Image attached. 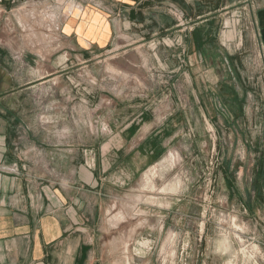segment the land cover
Returning <instances> with one entry per match:
<instances>
[{
    "label": "crops",
    "instance_id": "obj_1",
    "mask_svg": "<svg viewBox=\"0 0 264 264\" xmlns=\"http://www.w3.org/2000/svg\"><path fill=\"white\" fill-rule=\"evenodd\" d=\"M57 43L63 57L60 64L70 70L73 65L84 66L86 73L106 59L123 58L135 66L137 62L129 60L135 54L147 67L148 59L154 58L161 70L174 74L164 82L171 98L185 93L182 99L201 110L204 124L214 121L233 134L232 148L245 137L246 151L254 152L250 154L254 190L248 189L249 199H258L262 181L257 175L264 171V108L249 112L218 107L210 116L202 106L205 96L216 99L217 88L227 87L229 77L210 82L195 78V73L223 71L230 73V82H236L242 68L249 70L256 46L262 63L256 87L261 83L264 98V0H5L0 4V264L108 262L96 234L101 226L94 223L90 195L57 188L55 181L47 187L42 176L30 171L35 160L30 154L39 151V143L31 144L29 131L18 142L17 128L25 120L21 117L24 92L52 83L48 77L57 71ZM40 63L45 70L37 69ZM44 72L48 77L42 78ZM236 88L229 85L231 101L244 105L247 95L241 96ZM150 95L141 100L104 94L100 99V149L86 150L91 188L136 184L149 167L166 157L175 140L186 136L193 119L189 109L174 103L153 113ZM241 163L233 158L228 170L221 166V180L238 187V179L246 174ZM74 177L84 182L78 167Z\"/></svg>",
    "mask_w": 264,
    "mask_h": 264
},
{
    "label": "rangeland",
    "instance_id": "obj_2",
    "mask_svg": "<svg viewBox=\"0 0 264 264\" xmlns=\"http://www.w3.org/2000/svg\"><path fill=\"white\" fill-rule=\"evenodd\" d=\"M4 1L0 0V4ZM2 23L6 25V18ZM16 29L19 30L18 25ZM59 44L57 71H52L50 77L41 73L42 78L48 77L52 83L24 92L26 103L21 117L25 120H20L17 128L18 142L29 131L31 144L39 143V151L30 154L35 159L30 171L42 176L47 187L55 181L57 188L90 195L88 202L95 209L94 223L101 226L96 234L106 264H264V171L257 175L263 182L259 183L261 193L258 199L251 200L248 189L254 190L251 184L254 168L250 154L254 152L246 151L245 137H240L239 145L236 143L232 148L233 134L214 121L207 120L204 124L200 109L192 101L187 105L182 99L185 93H179L176 99L173 95L172 102L164 82L174 74L161 70L154 58L148 59L147 67L135 54L129 56V60L137 62L135 66L123 58L106 59L86 73L84 66L73 65L70 70L67 64H60L63 57L58 51ZM252 51L249 70L242 68L236 82H230V73L223 71L195 73V78L203 77L210 82L229 77L227 87L217 88L216 99L205 96L202 106L207 114L213 116L218 107L222 111H239L241 107L249 112L263 111L261 83L256 87L262 63L256 46ZM166 53L163 49V58ZM216 63H221L219 58ZM37 69L46 68L40 63ZM232 83L241 96L247 95L244 105L231 101ZM103 93L113 99L127 95L141 100L151 94L147 100L153 113L160 106L182 104L194 119L189 131L185 130L186 136L175 140L166 157L149 167L134 185L105 183L101 189L87 184L86 150H97L101 145L99 101ZM91 94L93 100L89 99ZM233 158L245 165L242 172L246 174L240 180L237 172L231 176L233 183L238 179V187L220 178L221 166H227L228 170ZM76 167L83 183L74 177Z\"/></svg>",
    "mask_w": 264,
    "mask_h": 264
}]
</instances>
